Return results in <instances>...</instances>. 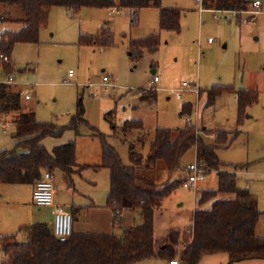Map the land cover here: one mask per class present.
Instances as JSON below:
<instances>
[{
  "label": "rangeland",
  "instance_id": "rangeland-1",
  "mask_svg": "<svg viewBox=\"0 0 264 264\" xmlns=\"http://www.w3.org/2000/svg\"><path fill=\"white\" fill-rule=\"evenodd\" d=\"M198 1L162 0V3L184 8L182 31L161 32L160 48L155 52L146 49L138 61L130 55V39L144 38L159 29L157 7L141 9L138 25L132 26L127 8L83 7L72 15L65 7L54 6L48 24L40 32L39 41L17 43L13 51L16 69L11 76L16 84L10 87L13 91L22 92L23 106L35 109L38 120L67 125L77 112L79 99L83 101L86 121L77 130L68 129L60 137L65 143L68 140L76 143L80 164H92L73 176V184L84 185L81 177L91 178L95 182L92 186L97 191L98 202L107 200L110 173L108 176L106 168L94 169L93 166L102 162V140L96 132L106 136L125 165L132 164L131 146L132 151L143 156L144 165L137 170L140 186L161 188L175 180L181 181L163 199L164 215H161V210L157 211L156 229L160 238L172 229H188L193 223L192 211L201 191L214 190L219 186V170L209 168L211 171L205 179L197 183V191L183 187L185 167L196 160L195 147L183 156L178 170L169 171L162 162L150 168L145 163L157 128L175 129L187 123L189 116L181 115L185 102L194 106L190 117L197 128L205 126L216 133L227 131L232 138L235 137L231 145L216 150L221 169L236 172V185L255 194L258 206L264 212V33L261 34L256 27L257 21H248L247 14L240 21L227 13L220 14L219 20H214L212 15L200 18L199 13L187 14L188 9L200 7ZM9 7L2 8L1 13L6 20L0 22V30L18 31L22 27L20 19L26 18L25 11L20 5H14L9 15ZM103 28L113 32V45L102 47L80 43L82 33L96 35ZM209 38H213V43ZM70 70L74 72L71 78ZM2 75L0 68V78L5 80L7 77ZM105 75L111 79L107 86L103 84ZM156 76L159 81L154 82ZM183 82L197 84L199 90H206L214 84L233 85L237 90L243 87L257 91L258 100L247 107L243 122L239 124L235 93H223L212 106L205 107V93L201 97L188 91L182 98L176 95ZM26 92L31 94L30 100L25 99ZM1 118L9 125L0 127V146L12 149L16 125L10 115ZM131 120H141L143 128L125 132L123 124ZM213 131L203 133L210 137H203L207 144L215 142L217 134ZM57 174L60 175L55 187L63 188V178H66L65 184L71 183L64 173ZM13 186L0 183V188L7 189L2 191L10 197L7 201H12L0 206V237L17 234V240L25 241L20 227L31 224L32 213L14 204L17 198L9 194V190L15 188ZM234 197L233 193L219 195L221 199ZM204 207L209 208L210 203ZM119 229L116 228V232ZM256 233L264 236V215L257 224ZM182 248L183 245L178 246L177 253ZM4 259L0 242V264ZM176 259L180 261L179 256Z\"/></svg>",
  "mask_w": 264,
  "mask_h": 264
},
{
  "label": "trees",
  "instance_id": "trees-1",
  "mask_svg": "<svg viewBox=\"0 0 264 264\" xmlns=\"http://www.w3.org/2000/svg\"><path fill=\"white\" fill-rule=\"evenodd\" d=\"M20 5L26 14L18 31H1L0 54L7 60H0V68L5 77L15 73L13 51L17 43L38 42L40 32L48 24L52 7L63 6L72 15L83 7L128 8L130 23L137 26L141 9L159 8V32L140 39H130V55L138 61L146 49L157 51L161 45L160 31H181L182 13L175 8L162 7V0H0V21L6 20L1 13L3 6ZM248 0H202L205 9L243 12L253 9ZM81 44H97L102 47L114 44L110 29L103 28L96 35L81 34ZM2 75V76H3ZM206 94L205 106H212L223 93L237 95V122L241 124L248 106L257 102L258 92L233 85L214 84L200 90ZM23 95L13 91L5 83H0V117H12L16 125V140L12 149L0 151V182L5 184H35L45 171L54 173L63 170L74 173L77 164V150L74 141L57 145L50 152L43 144L47 137H61L68 129L77 130L85 122V107L82 99L77 103V112L67 125L58 128L54 122L37 119L33 108L23 106ZM194 106L183 103L181 115L191 116ZM143 128L141 120L126 121L125 132ZM116 130V126H114ZM211 130L187 123L180 128H157L150 153L145 161L147 167L162 162L169 171L181 168L183 156L192 147H197L198 159L208 168L219 170V186L214 190H202L194 210L193 223L186 230H171L160 241L155 239V213L162 200L180 184V180L163 187L140 186L138 168L144 165V158L130 150L132 164H124L118 151L109 144L106 136L96 132L102 140V162L95 168H107L110 186L106 204L114 212V221L120 220L124 208L142 211L141 224L126 227L122 235L75 233L67 241L55 236L47 223H32L20 227L25 241H18L17 234L3 236L5 259L3 264H136L152 257L177 260L182 264H199L209 255L226 253L231 262L250 259H264V236L256 233V227L264 212L259 209L258 199L247 188L236 185V173L223 171L216 150L232 144L235 137L227 131H218L214 144H207L205 134ZM205 133V134H203ZM204 135V136H203ZM244 166H235V168ZM221 193H233V199H221ZM210 203L209 208L204 205ZM73 219L75 214L72 213ZM189 232V234L187 233ZM183 245L180 253L176 248Z\"/></svg>",
  "mask_w": 264,
  "mask_h": 264
},
{
  "label": "crops",
  "instance_id": "crops-1",
  "mask_svg": "<svg viewBox=\"0 0 264 264\" xmlns=\"http://www.w3.org/2000/svg\"><path fill=\"white\" fill-rule=\"evenodd\" d=\"M248 1L250 2V4H254V2H256V1L260 2L262 11L260 13H258V16H256V15L254 16V15L248 13V11L235 12V11L218 10L217 12H215L214 11L215 9H205L202 6V0L197 2V3L200 2L199 8H197L195 6L193 8L188 9L187 14L191 13V12L197 13V14L199 13L200 18H203L205 15L209 18L212 15L214 20H219L220 14L227 13V14H229L230 17H231V15H235L239 21L242 19V16L244 14H247L248 15L247 16L248 21L249 20L250 21L254 20L255 22L257 21L256 27L258 28L259 32L262 34V33H264V0H248ZM162 7H164V8H175V9H178L179 11H181V13H183V9H184L183 7H180L178 5H169V3H162ZM252 8H254V6ZM115 9L119 10L121 8H115ZM156 9L159 11V8H156ZM67 12H69V11L67 10ZM7 13L9 15H11V6L9 8H7ZM24 19L25 18H21L20 22L23 21ZM129 19H130V15H129ZM9 30H12V29H9ZM158 30H160V28ZM158 30H153L152 33L154 31L156 32ZM13 31H15V30H13ZM164 31H167V30H164ZM181 31H182V22H181ZM0 32H1V30H0ZM161 32H163V31H160V33ZM173 32H176V31H173ZM180 32H177V33H180ZM210 43H213V42H210ZM155 72H156V70H153V73H155ZM8 125H9V122L0 117V127L2 126L3 128H6V127H8ZM61 127H63V125L62 126L58 125V128H61ZM201 127H205V126H201ZM205 128H207V127H205ZM207 129H209V128H207ZM209 130L213 131L212 129H209ZM213 133H216V131H213ZM47 138L44 139L43 144L46 146V148L50 152L53 151V148L55 146L65 144L64 140H62V138H60V137L56 138V137L50 136L51 139H49V140H47ZM204 138L208 139L210 137L204 136ZM70 141H73V140H68V142H70ZM15 142H16V140L14 138V144H15ZM195 149H196V159H198L197 147H195ZM3 150H6L5 147L0 146V151H3ZM77 164H78V166L74 169V173L71 175L67 174L63 170H59V171L57 170L53 173L55 183H56V179L57 178L59 179V175H60V174L58 175L57 172L64 173V176H67L71 180L70 184H65L66 178H63V188L61 190L56 185L55 201L57 203L64 204V205L68 206L69 209L71 210V212L75 214L74 224H73V232H75V233H97V234L115 233L116 235L120 236L123 234L124 229L126 227H132V226L141 224L143 222V216H142L141 210L124 208L121 212L120 220L117 223H115L113 209L111 207L107 206L106 201L104 199L100 200V202H98V200L96 199L97 191L92 186L93 184H95V182L91 178L87 179L85 177L84 178L81 177V179H83V181H84V185H78L75 182L73 184V176L78 175L79 173H81L82 170H84L87 167H90L92 165L90 163L80 164V162H78V161H77ZM99 164H101V163H98V164L95 163L93 166H97ZM188 166L185 167L186 176L184 177V179L182 181L183 182L182 185L184 188H186L184 186V182L186 181V179L188 177ZM94 169H99V168H94ZM107 172H108V176H109V170L108 169H107ZM232 173H236V172H232ZM236 175H237V173H236ZM3 184H5V183H3ZM35 184H12V185H15V186H13L15 188L12 187L13 189L9 190V194L10 195L13 194L17 198L15 201H13L14 204L19 205L20 207L27 208V209H29V211H31L30 212V213H32L31 218H33L32 221H30L31 224L42 222V223H47L49 226H51L53 228V224H54L53 208L49 207V206H42V207L37 206L33 201V191L35 188ZM2 191L5 192V191H7V189L6 188H3V189L0 188V193H1L0 194V206L12 202V201H7V200H9L10 197L8 198L6 196V194L2 193ZM108 191H109V189H108ZM258 205H259V203H258ZM196 207H197V200H196ZM196 207L194 208V210L196 209ZM159 210H161V215L163 216L164 215V213L162 212L163 200L161 202V206L159 208H157L156 213H155V239L157 241H160L163 238H165L169 234V232L171 231L169 229L170 231H168V233L165 237H161V238L157 237V229H156L157 228L156 225L158 224V212L157 211H159ZM194 210L192 211L193 215H194ZM28 224H30V223H27L26 225H28ZM116 228H120V229L116 232ZM172 230H182V229L178 228V229H172ZM25 239H26V237H25ZM136 264H171V260L155 256V257H152L150 259H147L145 261H142V262H139ZM199 264H264V259H250V260H244V261H239V262H231L228 254L219 253V254L206 256L205 258H203L201 260V262Z\"/></svg>",
  "mask_w": 264,
  "mask_h": 264
},
{
  "label": "built area",
  "instance_id": "built-area-1",
  "mask_svg": "<svg viewBox=\"0 0 264 264\" xmlns=\"http://www.w3.org/2000/svg\"><path fill=\"white\" fill-rule=\"evenodd\" d=\"M254 8L249 10L248 13L252 15H256L262 11L260 2L256 1L253 4ZM217 12L218 10H214ZM2 39L1 32H0V40ZM213 38H209V42H213ZM7 60L8 58L0 54V60ZM73 70H70L69 77L73 76ZM110 77L104 76L103 77V84L105 86L110 84ZM159 81V78L156 76L154 78V82ZM0 83H5L7 85L16 84V80L13 76L2 80L0 78ZM183 88V89H182ZM181 89L176 91V95L179 98H182L184 92H194L199 94V88L197 84L190 85L188 82H183V86ZM23 95V94H22ZM25 99L30 100L31 94L26 92ZM187 123L192 124V119L189 116L187 118ZM211 170L199 159H196L194 163L188 166V177L184 182V186L186 188L192 189L194 191L197 190V183L201 180H204L206 175ZM55 181L54 175L50 171H45L41 178L35 184V188L33 191V201L37 206H49L53 208L54 212V224H53V231L56 237H58L61 241H67L73 234V224L74 219L71 210L68 206L64 204L57 203L55 201ZM189 234V232H187ZM2 237H0V240ZM171 264H182L179 260H172Z\"/></svg>",
  "mask_w": 264,
  "mask_h": 264
}]
</instances>
